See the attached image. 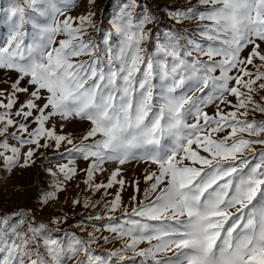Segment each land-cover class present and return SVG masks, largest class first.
I'll list each match as a JSON object with an SVG mask.
<instances>
[{
  "label": "snow or ice",
  "instance_id": "obj_1",
  "mask_svg": "<svg viewBox=\"0 0 264 264\" xmlns=\"http://www.w3.org/2000/svg\"><path fill=\"white\" fill-rule=\"evenodd\" d=\"M77 2L13 0L0 10L8 25L0 70L17 73L11 92L0 90V170L30 167L39 149L63 147L67 162L47 169L56 183L40 208L83 171L87 190L103 196L74 198L72 208L103 210L70 226L87 238L61 228L66 213L47 221L31 209L0 213V264H264V119L256 118L264 117V0H198L202 8L189 0L168 16L176 25L197 21L196 34L169 29L151 51L148 26L157 18L136 12V0L112 17L102 47L85 39L95 13L66 15ZM18 93L28 98L13 112ZM56 118L61 129L75 120L89 127L76 142L49 126ZM77 159L88 166L78 170ZM109 162L118 166L96 182ZM131 162L147 165V187L138 199L132 182L129 210L121 173Z\"/></svg>",
  "mask_w": 264,
  "mask_h": 264
},
{
  "label": "rangeland",
  "instance_id": "obj_2",
  "mask_svg": "<svg viewBox=\"0 0 264 264\" xmlns=\"http://www.w3.org/2000/svg\"><path fill=\"white\" fill-rule=\"evenodd\" d=\"M22 3L23 0H20ZM13 3V0H0V10L9 8ZM129 3V0H95L94 4H90L89 0H78L76 6L71 8L66 15L72 17H79L81 15H87L89 12L95 13L92 17L95 28H90L88 30V36L85 39L92 38L97 44L102 45V38L106 32L111 30V19L113 16L118 14L121 8ZM137 8L136 12L148 11L156 16V21L153 24H150L148 28L152 29L155 26H160L155 31L153 35V44L155 43V38L157 36L162 37L163 33L172 28H182L187 30L189 35H195L198 31L197 21H188L181 25H176L172 20L169 19L168 12L171 9L188 6L189 0H136ZM190 5H196L197 7H204L198 4V0H190ZM29 16H36V13H33L30 9L27 10ZM64 17H60L63 19ZM5 13L0 11V37L6 36L8 32V25L4 23ZM42 20V18H38ZM171 25V28L167 27V24ZM29 32H31L30 25L25 26ZM63 36L57 37L63 39ZM199 39V37H197ZM27 42V41H26ZM148 45H146L147 47ZM264 47V45H262ZM152 50V48H151ZM149 50V51H151ZM250 52V47L246 49L241 55L246 57ZM81 59H88V57H81ZM219 59V58H217ZM259 63V61H257ZM251 67V66H250ZM219 74L218 72L216 73ZM17 79V73L7 72L0 70V90H4L5 93L11 92V83ZM7 81V82H5ZM21 87H29L26 81L21 82ZM29 87V91H31ZM264 94V93H262ZM18 101L14 105L12 111L15 112L19 108L20 104L23 103L28 95L26 93H18ZM235 103L233 97H229ZM259 99V96L257 97ZM7 100H5V103ZM42 103V102H38ZM224 108V105H221ZM209 115H213L216 111L215 105H209L205 109ZM224 110L230 111V108H224ZM257 119H264L262 116H257ZM14 119L21 121L18 117ZM31 120V118H30ZM64 123L59 121L58 118L53 119L49 122V126H55L59 134H71L76 142H79V139L85 134L89 125L87 122L82 121H71L64 124V127L61 129L60 124ZM36 127L35 123H31L29 131ZM14 131V129L9 130ZM3 138H0L2 140ZM9 144L15 145V140H9ZM26 149H22L24 151ZM61 153H64L65 158H61ZM35 163L30 167L21 168L16 167L11 173L0 170V203L2 207H11L14 209V212H18L21 209L24 210H34L37 220H44L50 216H56L66 213L69 217L68 223L61 226L62 229L68 231H75L78 235L87 238L85 233L79 232L77 228L70 227L71 225L86 219L87 216L100 213L103 210V203L99 204L96 208L85 209L81 206H76L72 208L71 200L74 198H79L81 201L87 196L93 201L101 200L104 190L101 189L100 192L90 193L83 181L86 179V176L83 171H78L77 176L70 182H67L65 190L58 193V199L50 203L47 207L43 209L40 208V197L44 192H51L54 190V185L56 183L55 178L47 171V169L52 168L56 169L58 164L67 162V154L64 152V148L60 149V152H57L54 148L48 149H39L36 156L34 157ZM76 166L79 169H84L88 166V162L82 159H77ZM118 165L114 163H106L104 165L106 171L100 174H97L95 177L96 182L106 183L108 178L111 175V172ZM147 165L143 163L131 162L123 166L121 177L126 181L124 190L121 192L122 202L124 206L128 207L129 210L133 205L131 200L132 196L135 193V186L133 181H139L140 193L136 194L138 199H143V190L147 187L144 183L145 168ZM155 169V166H152V170ZM109 193L114 194L119 191V186H114L112 189L108 190ZM112 195L106 197L107 200H111ZM0 213H2L0 211ZM13 213V212H12ZM120 215V213H117ZM89 225L92 223L100 224L102 222H93L88 221ZM92 231L91 227L88 229ZM54 235H62L61 233H54ZM104 235H108L107 232H104ZM101 244L103 241L100 242ZM95 247V246H94ZM106 248H111L112 245L105 246ZM97 254H104L103 249H98Z\"/></svg>",
  "mask_w": 264,
  "mask_h": 264
},
{
  "label": "trees",
  "instance_id": "obj_3",
  "mask_svg": "<svg viewBox=\"0 0 264 264\" xmlns=\"http://www.w3.org/2000/svg\"><path fill=\"white\" fill-rule=\"evenodd\" d=\"M167 25V27H169V28H171V25H168V23L166 24ZM158 27H160V26H155L154 28H152V31H153V35H154V33H155V31L158 29ZM153 45V40H151L150 42H149V44H148V48H149V50H151V46ZM0 211L3 213V214H5V215H8V214H11L12 212H14V209L13 208H11V207H6V208H4V207H2V205H1V203H0Z\"/></svg>",
  "mask_w": 264,
  "mask_h": 264
}]
</instances>
